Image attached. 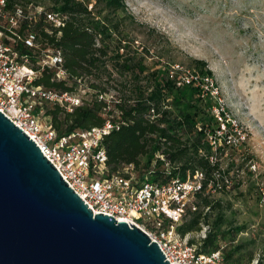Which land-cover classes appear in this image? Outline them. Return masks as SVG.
<instances>
[{"label": "trees", "instance_id": "obj_1", "mask_svg": "<svg viewBox=\"0 0 264 264\" xmlns=\"http://www.w3.org/2000/svg\"><path fill=\"white\" fill-rule=\"evenodd\" d=\"M6 2L9 9L16 6H38L45 12L60 13L67 17L64 26L55 29L45 21L44 14H41L30 28L36 33L37 42L43 49L53 48L60 51L62 68L67 75L65 80L55 81L52 80L53 71L44 69L35 83L48 90L81 97V105L75 107L71 113L59 105L46 106V115L58 136L101 127L106 120L111 119L117 124L119 121L120 127L110 132L103 140L107 155L106 164L110 173L116 172L123 164H135L138 167L142 158L147 159V165L157 152L166 156L171 163L172 177L186 179L196 171L204 172L206 180L203 183V191L197 197L198 209L194 212L189 211L183 217L177 228L178 233L180 235L197 233L203 226H209L207 237L201 241L194 238L191 244H198L199 251L203 253L214 252L224 247V264H252L254 256L242 254L246 249L245 244L232 243L229 249L223 245L228 237L234 241L247 228L238 226L233 211L230 212L231 208H226L220 201L214 200L212 198L214 193H207L208 184L215 181L216 172L222 171L218 161L212 163V158L217 157L218 160L219 154L216 156L212 151L205 132L207 129L214 133L219 127L218 120L208 110L212 101L203 100L199 89L193 85L177 87L176 82L182 71L175 68L169 70L173 67L172 64H167L150 74L149 78L154 84L151 89L149 86L123 80L124 73L133 67L130 63L119 64L113 57L112 60L116 62L112 68L116 69V77L107 65L110 60L109 53L111 51L118 53L124 48L119 43L111 50L114 37L120 34L121 19L118 13L124 10L122 1L6 0ZM115 17L118 19L114 20ZM24 28L25 26L22 30ZM118 40L121 42V38ZM138 65L141 74L145 68L141 66V62ZM117 67L122 71L118 72ZM197 68L200 69V76L212 77L205 64L198 61ZM172 71L174 76L170 78ZM135 79L139 80L137 77ZM79 88L82 93L85 89L88 91L85 94L89 96L88 99L83 98L78 92ZM118 90L129 94L124 97L110 94L111 91ZM204 103L206 107L202 108ZM153 107L159 117L150 120V109ZM200 125L202 130L199 129ZM223 172L233 182L230 170ZM159 175L155 174L153 180H165ZM240 184L239 182L236 187Z\"/></svg>", "mask_w": 264, "mask_h": 264}, {"label": "built area", "instance_id": "obj_2", "mask_svg": "<svg viewBox=\"0 0 264 264\" xmlns=\"http://www.w3.org/2000/svg\"><path fill=\"white\" fill-rule=\"evenodd\" d=\"M41 14L55 29L63 27L67 19L38 6L9 9L6 0H0V113L34 142L93 214L100 213L140 229L158 245L169 264H224V247L203 253L198 244H191L194 238L204 240L209 226L186 235L177 231L183 217L198 209L197 197L206 180L204 172L196 171L186 179L172 177L171 163L157 152L146 166L123 164L110 173L103 140L120 127L119 121L117 124L111 119L101 127L58 136L46 115V106L59 105L71 113L82 101L79 95L48 90L35 83L44 69L53 71L52 80L67 78L60 51L43 49L36 33L30 30ZM173 76L172 71L170 78ZM183 85H193L203 100L212 101L208 110L219 127L214 133L207 129L205 132L214 154L217 156L223 148L241 146L246 136L234 122L213 80L183 71L176 86ZM157 117L159 114L151 108L150 120ZM217 161V157L212 158V163ZM221 170L216 172L215 181L208 184L207 193L233 186L222 167ZM158 173L165 180H153Z\"/></svg>", "mask_w": 264, "mask_h": 264}, {"label": "rangeland", "instance_id": "obj_3", "mask_svg": "<svg viewBox=\"0 0 264 264\" xmlns=\"http://www.w3.org/2000/svg\"><path fill=\"white\" fill-rule=\"evenodd\" d=\"M121 1L120 34L114 37L111 50L119 43L124 48L108 55L113 76L116 61L130 63L133 67L123 80L151 89L152 72L172 64L169 70L201 74L199 61L211 72L220 98L245 134L241 146L219 152L218 162L230 170L234 184L212 198L231 208L238 226L247 228L223 245L229 249L232 243L245 244L242 254H252V264H264V0ZM139 62L145 68L141 74ZM121 90L110 94L128 96ZM78 92L88 99L86 89ZM146 160L142 158L140 164L146 166Z\"/></svg>", "mask_w": 264, "mask_h": 264}, {"label": "water", "instance_id": "obj_4", "mask_svg": "<svg viewBox=\"0 0 264 264\" xmlns=\"http://www.w3.org/2000/svg\"><path fill=\"white\" fill-rule=\"evenodd\" d=\"M128 224L93 214L0 113V264H169Z\"/></svg>", "mask_w": 264, "mask_h": 264}]
</instances>
